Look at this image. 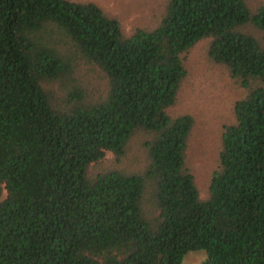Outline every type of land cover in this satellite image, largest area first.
I'll list each match as a JSON object with an SVG mask.
<instances>
[{
    "label": "trees",
    "instance_id": "trees-1",
    "mask_svg": "<svg viewBox=\"0 0 264 264\" xmlns=\"http://www.w3.org/2000/svg\"><path fill=\"white\" fill-rule=\"evenodd\" d=\"M216 67L191 72L189 55ZM227 75V81L223 76ZM196 77L239 89L205 192ZM264 264V0H0V264Z\"/></svg>",
    "mask_w": 264,
    "mask_h": 264
},
{
    "label": "rangeland",
    "instance_id": "rangeland-1",
    "mask_svg": "<svg viewBox=\"0 0 264 264\" xmlns=\"http://www.w3.org/2000/svg\"><path fill=\"white\" fill-rule=\"evenodd\" d=\"M104 9L117 15L122 22L123 28L128 31L133 22L140 17H146L154 11L160 0H96ZM202 42L197 43L189 55L191 72L195 75L207 74L216 78L215 65L205 60ZM213 72V73H212ZM227 75L223 79L227 81ZM192 86L184 90L177 103L175 110H191L195 116V122L188 142L187 159L196 174L197 181L205 192L209 169L214 162L216 152V140L219 124L228 116L233 100L238 96L239 89L232 83L224 84L218 80L212 83L211 78L203 77V87L197 82V78L190 77ZM205 251L193 250L187 252L181 264H202L205 259Z\"/></svg>",
    "mask_w": 264,
    "mask_h": 264
}]
</instances>
